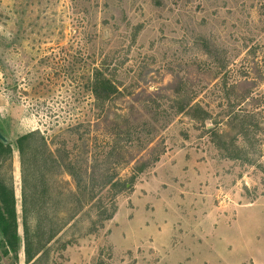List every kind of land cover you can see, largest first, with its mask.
Here are the masks:
<instances>
[{"label": "rangeland", "instance_id": "374dc122", "mask_svg": "<svg viewBox=\"0 0 264 264\" xmlns=\"http://www.w3.org/2000/svg\"><path fill=\"white\" fill-rule=\"evenodd\" d=\"M260 4L264 8V0H0V133L11 147L9 159H1L0 180L12 181L20 239L17 260L0 248V264H27L15 141L39 130L52 139V152L61 142L76 159L84 143L97 151L105 128L98 135L93 130L95 68L127 93L111 102L108 120L121 124L128 115L136 129L152 130L151 146L160 136L165 152L138 174L132 164L114 167L110 177L119 185L109 201L115 210L102 223L93 224L96 210L87 206L60 228L63 185L46 173V194L38 193L37 202L52 232L46 251L34 258L38 264H264ZM168 85L173 88L161 95L186 93L210 118L198 123L181 115L159 129L157 111L156 117L143 112L144 100ZM240 111L260 114L250 134L234 141L225 123ZM71 125H80L76 134L67 131ZM28 221L37 225L33 215Z\"/></svg>", "mask_w": 264, "mask_h": 264}, {"label": "trees", "instance_id": "16d2710c", "mask_svg": "<svg viewBox=\"0 0 264 264\" xmlns=\"http://www.w3.org/2000/svg\"><path fill=\"white\" fill-rule=\"evenodd\" d=\"M259 6H261L262 15H264L263 5L260 4ZM172 88V85H168L163 90H157L153 95H147V100H144L146 107L143 112L146 111L155 117L158 113V119L161 121L160 125L158 124L159 129L163 130L175 117L181 115L198 123L210 118L197 103L192 102L191 97L186 93H176V98L160 94V92ZM89 92L93 100L94 120L96 122L93 130L98 135L101 130L100 126L104 125L103 128H105L104 134L101 135L102 143L97 146V151L92 153V151H89V146L84 143L85 149L82 152V156L76 159V155L72 152H67L63 142H61L55 144V151L52 152L49 147V144L54 145L53 141L51 142L52 139L49 140L46 137V131L40 132L39 130L29 131L19 136L15 141L16 150L20 156L23 253L27 264H38L39 257L34 258L38 253L41 252L42 254L46 251V245L51 238L52 228L45 223V216L47 215L45 206H41L37 202L38 193L46 194L44 186L46 173L52 171L54 175L61 178L60 182L63 185V190L59 193L62 199V211L60 212L62 224L60 228H64L72 218L77 216L87 206L96 210L93 224L96 221L102 223L105 220H109L114 213L113 210H115V206L111 203L112 201H109L112 188L119 185L116 179L112 181L113 179L110 177V172L114 170V167L121 164L124 167L132 164L131 170L134 174H138L144 168H149L158 162L159 157L165 152V146L161 142L160 136L156 137L155 145L151 146L154 140L151 133L152 130L143 131L145 126L136 129L139 125L134 127L133 121L128 119V115L123 118V123L121 124L108 120L111 102L115 98L127 94L118 90L108 73L104 75L101 69L95 68L89 85ZM159 100L162 102L156 104ZM259 114L260 111L235 112L229 117V122L225 123V129H230L231 127V130L235 132L236 138L234 141L244 140L250 134L249 130L251 129L249 128L255 122L256 115ZM86 124L87 131L85 134L88 135L91 130L89 122ZM79 126L71 125L67 131L71 134H76ZM109 139H111V142H109ZM120 141L123 142L121 145H119ZM117 148L122 150V154L119 153L120 156L117 155L115 159L112 158V152L116 151ZM133 148H138L137 152H140V154L141 151L147 150L146 158L141 156L140 159H137L140 154L135 156L131 151ZM10 156V145H3L0 142V162L1 159L7 161ZM54 170H56V173ZM28 175L32 178V185L29 189L26 181ZM131 183L132 180L120 186L125 189L126 184L131 185ZM27 191H31L29 196ZM107 198L109 203H105ZM32 215L37 223L34 228L30 227L28 221ZM0 236V248L4 250V255L11 253L13 260H17V254L20 250V239L18 235L16 199L11 179L6 182L0 180Z\"/></svg>", "mask_w": 264, "mask_h": 264}, {"label": "water", "instance_id": "95a60500", "mask_svg": "<svg viewBox=\"0 0 264 264\" xmlns=\"http://www.w3.org/2000/svg\"><path fill=\"white\" fill-rule=\"evenodd\" d=\"M0 142L3 145H7L8 144V139L4 135H2L1 133H0Z\"/></svg>", "mask_w": 264, "mask_h": 264}]
</instances>
